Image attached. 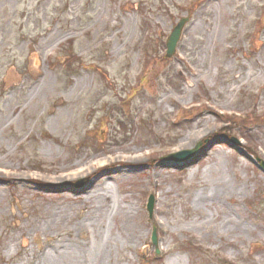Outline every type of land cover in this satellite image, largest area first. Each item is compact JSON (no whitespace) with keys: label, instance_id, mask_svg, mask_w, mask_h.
Segmentation results:
<instances>
[{"label":"rangeland","instance_id":"1","mask_svg":"<svg viewBox=\"0 0 264 264\" xmlns=\"http://www.w3.org/2000/svg\"><path fill=\"white\" fill-rule=\"evenodd\" d=\"M263 14L264 0H0V264L68 248L98 264L97 243L99 264H264Z\"/></svg>","mask_w":264,"mask_h":264},{"label":"bare ground","instance_id":"2","mask_svg":"<svg viewBox=\"0 0 264 264\" xmlns=\"http://www.w3.org/2000/svg\"><path fill=\"white\" fill-rule=\"evenodd\" d=\"M181 146L182 145H178V147H181ZM183 146H187V145L184 144ZM105 162L112 163V160H107ZM105 162L103 163V165H106ZM95 164L97 165V163H95ZM89 168H91V167H85L83 169H76L75 171L70 172L68 174L72 176V175H79L81 173H85L86 172L87 175H89L90 173H92L93 171H95V170H93V168H91V169H89ZM81 191H83V193H84V195H82V196H83V198H84L85 201L88 200V199H90L92 196H94L95 195V192H96V191L93 190L94 192L92 193V190H88V189L87 190L86 189L85 190H81ZM105 194H106V192L104 191L103 193H101V195H97L98 197L103 198V199L100 200L101 204H99L96 207L90 209L89 214L90 213H95L94 215H91L92 216V222L93 221H96V219L99 218L98 216H96V215H98L96 213H99L100 211L103 210L104 211V214H105L106 213L105 210L106 209L107 210L110 209V205H107L105 203L106 200L109 198ZM79 197H80V195H79ZM106 205H107V207L105 208ZM104 214L102 213V216H104ZM100 236L101 235L99 234L97 240L99 239ZM92 250L98 252L94 256V261L98 260V264H99L101 261H103V256H104V253H105V245L103 243L102 244L97 243V246L94 247ZM63 252H59L58 249L57 250H52V252L51 251H48L47 252L48 253V255H47V257H48L47 258L48 263L49 264H76V263H79L80 264L81 263V259H80V257H78L79 255H77V254H79V251L78 250L68 248L67 249V253H70L69 257L67 255H65V253L63 254ZM70 257H78V258H76L77 260H75V261H71L69 259Z\"/></svg>","mask_w":264,"mask_h":264},{"label":"water","instance_id":"3","mask_svg":"<svg viewBox=\"0 0 264 264\" xmlns=\"http://www.w3.org/2000/svg\"><path fill=\"white\" fill-rule=\"evenodd\" d=\"M186 18L181 19L173 28L172 32L170 33L166 45H167V51H166V55L170 56L172 55V53L175 50V46H176V42L179 39L180 33H181V29L184 25V23L186 22ZM261 25L264 26V14L261 17ZM260 43H254L255 47L259 46ZM31 65H33V68L36 69L38 62L35 58L34 55H31ZM200 146V142H198L196 144V146L192 149H188V150H183L180 151L178 153L172 154L169 157L175 158L177 160H181V161H187L190 160V158L195 154V152L197 151L198 147ZM260 166L262 167V169H264V161H262L260 163ZM153 202H154V198L152 195L149 196L148 198V203H147V208L150 214V217L152 216V207H153ZM153 243L156 244V233H155V228L153 230Z\"/></svg>","mask_w":264,"mask_h":264}]
</instances>
